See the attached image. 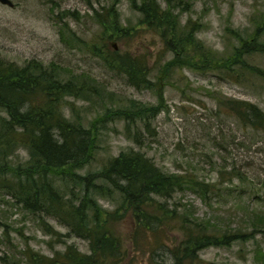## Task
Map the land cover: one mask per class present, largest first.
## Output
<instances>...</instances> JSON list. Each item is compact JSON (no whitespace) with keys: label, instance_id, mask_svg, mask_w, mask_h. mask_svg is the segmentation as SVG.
<instances>
[{"label":"rangeland","instance_id":"rangeland-1","mask_svg":"<svg viewBox=\"0 0 264 264\" xmlns=\"http://www.w3.org/2000/svg\"><path fill=\"white\" fill-rule=\"evenodd\" d=\"M11 1L13 8L0 3L1 58L20 67L32 61L54 65L64 79L86 76L100 90L102 104L96 96L92 102L67 98V118L73 121L80 116L90 127L107 109L127 107L131 102L155 108L157 116L151 121L155 137L139 124L147 137L142 152L166 173L190 175L217 187L211 207L192 191L177 194L171 204L193 205L199 218L219 215L226 225L230 218L243 217L249 205L264 210V133L244 127L223 105L227 99L246 101L264 111V54L242 58L235 54L243 41L256 37L259 26L263 28L259 41L264 43V0H183L176 12L180 28L197 24L196 39L211 51V58L204 62L194 57L191 65H169L175 54L168 51L160 32L142 24V14L131 0ZM158 1L165 8L168 1L176 5L180 0ZM182 8L186 9L183 13ZM114 13L124 33L108 39L99 21L114 20L109 18ZM115 50L122 57L147 63L153 82L150 89L134 88L125 74L109 69L105 57ZM97 126L99 149L95 159L79 171L83 175L99 172L124 151L140 149L127 139L125 121L115 118ZM16 158L25 162L27 152L19 151ZM99 204L116 209L113 202L100 200ZM45 220L57 234H48L51 230L39 215L0 194V264L21 263L29 248L50 257L69 246L90 252L87 241L69 236L70 230L56 219ZM120 231L132 238L133 228L128 224ZM169 239L171 247L182 239V233L173 231ZM255 241L264 252V236L258 234ZM255 241L209 248L199 259L204 264H254ZM145 247L137 250L132 242L126 243L131 264L171 260L167 249L160 251L163 257L153 258Z\"/></svg>","mask_w":264,"mask_h":264},{"label":"trees","instance_id":"trees-1","mask_svg":"<svg viewBox=\"0 0 264 264\" xmlns=\"http://www.w3.org/2000/svg\"><path fill=\"white\" fill-rule=\"evenodd\" d=\"M131 2L142 14V24L160 32L168 51L175 54L169 65H191L194 57L204 62L211 58V51L196 39L200 30L197 24L180 28L176 12L183 0L176 5L168 1L165 8L158 0ZM185 6L188 9L189 5ZM184 11L182 8L180 12ZM109 18L114 20L99 21L108 39L121 36L124 31L116 14ZM262 34L263 28L257 27L256 37L243 41L236 57L264 54V43L259 41ZM116 51H108L105 57L109 69L125 74L134 88L150 89L153 82L147 63L129 55L122 57ZM220 64L215 61V65ZM241 65L256 72L247 63ZM257 72L261 74L260 69ZM83 78L67 80L54 65L45 67L32 61L20 67L0 56V194L39 215L51 230L48 234L56 232L45 218H54L70 230L69 236L87 241L90 247L89 253H83L69 246L52 257L29 248L24 260L14 264H131L127 242L137 250L146 246L153 258L163 257L162 249L170 252L169 262L153 264H204L199 257L206 249L230 248L255 241L258 234L264 236V210L253 205L244 209L243 217L230 218L226 225L219 215L199 218L193 205L171 204L177 194L192 191L211 207L218 190L214 184L190 175L166 173L142 152L147 137L139 124L155 137L151 121L157 109L131 102L127 107L107 109L90 127L80 116L73 121L67 118V98L92 102L96 96L102 104L97 85ZM223 105L244 127L264 133V111L259 106L232 99ZM70 110L75 114L73 108ZM115 118L126 122L127 139L140 149L131 148L109 159L99 172L81 174L79 171L95 159L99 149L98 123ZM21 150L27 152L25 162L16 158ZM100 200L113 202L116 209L103 208ZM126 224L133 228L130 239L120 231ZM176 230L182 239L170 247L169 237ZM255 243L254 264H264V252Z\"/></svg>","mask_w":264,"mask_h":264},{"label":"water","instance_id":"water-1","mask_svg":"<svg viewBox=\"0 0 264 264\" xmlns=\"http://www.w3.org/2000/svg\"><path fill=\"white\" fill-rule=\"evenodd\" d=\"M0 3L13 8L15 4L11 0H0Z\"/></svg>","mask_w":264,"mask_h":264}]
</instances>
